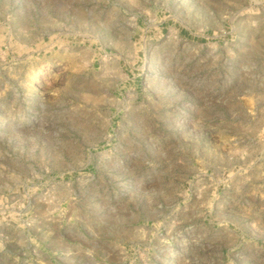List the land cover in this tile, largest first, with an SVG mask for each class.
I'll return each instance as SVG.
<instances>
[{"label":"rangeland","instance_id":"rangeland-1","mask_svg":"<svg viewBox=\"0 0 264 264\" xmlns=\"http://www.w3.org/2000/svg\"><path fill=\"white\" fill-rule=\"evenodd\" d=\"M0 264H264V0H0Z\"/></svg>","mask_w":264,"mask_h":264}]
</instances>
